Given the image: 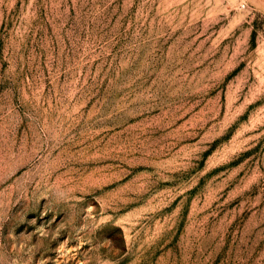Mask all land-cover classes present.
Returning a JSON list of instances; mask_svg holds the SVG:
<instances>
[{"label": "rangeland", "instance_id": "obj_1", "mask_svg": "<svg viewBox=\"0 0 264 264\" xmlns=\"http://www.w3.org/2000/svg\"><path fill=\"white\" fill-rule=\"evenodd\" d=\"M0 264H264V0H0Z\"/></svg>", "mask_w": 264, "mask_h": 264}]
</instances>
